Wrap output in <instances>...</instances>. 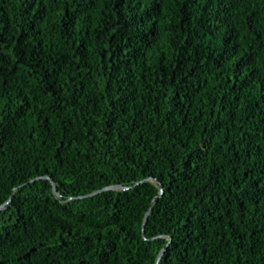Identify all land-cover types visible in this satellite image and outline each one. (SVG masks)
Here are the masks:
<instances>
[{
    "label": "trees",
    "instance_id": "1",
    "mask_svg": "<svg viewBox=\"0 0 264 264\" xmlns=\"http://www.w3.org/2000/svg\"><path fill=\"white\" fill-rule=\"evenodd\" d=\"M0 205V264H264V0H0Z\"/></svg>",
    "mask_w": 264,
    "mask_h": 264
},
{
    "label": "water",
    "instance_id": "2",
    "mask_svg": "<svg viewBox=\"0 0 264 264\" xmlns=\"http://www.w3.org/2000/svg\"><path fill=\"white\" fill-rule=\"evenodd\" d=\"M47 178H49V180H50V183H51L52 190H53L54 194H55L56 196H58L59 193L56 191V188H55V186H54V181H53L50 177H47ZM31 180H33V179H31ZM142 181H151V182H154V183L156 182V180H155V179H152V178H146V179H144V180H142ZM128 188H129L128 186H124V185H122V184H110V185L103 186V187H101V188H99V189L93 190V191H91V192H89V193H87V194L80 195L79 197L91 196V195H94V194H96V193H99V192H102V191H105V190H126V189H128ZM159 194H162V186H161V185H159ZM155 198H156V197H154V199H155ZM154 199H153V200H154ZM9 200H10V197H9V199H7L4 203H8ZM1 207H2V205H0V208H1ZM149 208H150V207H149ZM148 211H149V210H147L146 213H145V215H144L143 222H142V226L144 225V223H145V221H146V218H147V215H148ZM165 247H166V244H165L164 246H162V248L159 250V252H158V254H157V257H156V262H155V264H157L158 260L160 259V256L162 255V253H163Z\"/></svg>",
    "mask_w": 264,
    "mask_h": 264
}]
</instances>
